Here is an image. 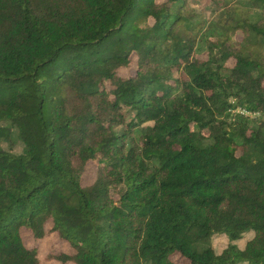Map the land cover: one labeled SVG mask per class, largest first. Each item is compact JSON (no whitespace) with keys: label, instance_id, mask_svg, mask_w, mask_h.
Returning a JSON list of instances; mask_svg holds the SVG:
<instances>
[{"label":"trees","instance_id":"trees-1","mask_svg":"<svg viewBox=\"0 0 264 264\" xmlns=\"http://www.w3.org/2000/svg\"><path fill=\"white\" fill-rule=\"evenodd\" d=\"M196 1L0 0V264H264V0Z\"/></svg>","mask_w":264,"mask_h":264},{"label":"rangeland","instance_id":"rangeland-1","mask_svg":"<svg viewBox=\"0 0 264 264\" xmlns=\"http://www.w3.org/2000/svg\"><path fill=\"white\" fill-rule=\"evenodd\" d=\"M194 6L196 10L199 12V18L207 17L208 19L213 16V13L208 9L209 3L208 1L205 0H198L194 3ZM202 10L203 12H200ZM236 37L240 38L241 33L237 32ZM134 64L132 63L130 68H122L120 69V73L124 74L126 72H131L133 70ZM251 115H258V113L251 114ZM264 118V114L262 115ZM4 146L7 147V144L4 143ZM22 147V144L19 141H16L15 144L11 147L13 151H20ZM95 170L96 167L92 162H89L86 166V169L83 173L82 176V183L83 184H88L94 180L95 177ZM50 223L48 222L46 224V228H48ZM251 232L247 231L244 232L242 237L238 239L239 244H243V242L251 236ZM22 235L24 238V241L27 245H36L39 249V256H40V264H73L71 261H68L66 263H61L55 259H46L45 255L48 252L51 251H71V247L68 245V243L64 240H62L55 232L52 233H47L44 237L42 238H36L33 236V234L22 228ZM229 239L227 235L224 233H214L211 237V243L216 252L221 251L226 244L228 243ZM174 260L176 261H184L185 258L182 257L179 254H173L171 256Z\"/></svg>","mask_w":264,"mask_h":264}]
</instances>
